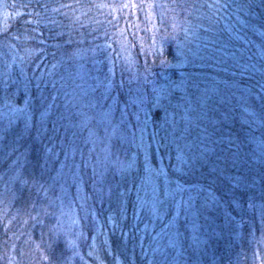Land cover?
Wrapping results in <instances>:
<instances>
[{
  "label": "rangeland",
  "instance_id": "obj_1",
  "mask_svg": "<svg viewBox=\"0 0 264 264\" xmlns=\"http://www.w3.org/2000/svg\"><path fill=\"white\" fill-rule=\"evenodd\" d=\"M230 1L251 5L239 11L230 9L227 22L222 20L216 26L224 30L226 24H231V32L206 33V17L213 10L208 13L205 7L201 8L197 24H203L204 28L192 35L191 27H186L189 34L183 33V42H180L183 43L184 52H180L183 62L165 63L167 69L181 68L192 60L200 66L196 73L183 67L176 80L168 76L161 80L154 72L142 78L139 69L130 65L124 75L120 74L119 81L112 84L104 80L98 82V79H93V84L83 81L82 91L73 97L75 107L81 108V117L79 124L73 122L71 128L81 126L87 133L81 154L93 164L95 187L108 195L109 186L114 191L111 198L106 196L105 218L98 221H109L111 228L119 227V235L123 237L115 264H187L190 259L198 260L200 264H264V181L260 179L264 169V0ZM11 17L7 1L0 0L1 60L12 57L7 55L25 46L20 38L13 41L5 33ZM209 36L215 43L205 47ZM163 37L166 38V33ZM74 53L77 60H81L85 50H74ZM125 54L124 51L127 64ZM20 56L24 57L21 53ZM28 60L32 62L27 57L23 62ZM36 62L33 70L42 64L41 59ZM56 65L66 67L62 61L54 62L48 70L52 78ZM225 66L230 69V74L226 73ZM87 70L81 64L74 82L82 77L88 79ZM161 73L167 74V71L162 69ZM189 86L197 90L194 111L183 106L187 94L173 95L175 89L182 92ZM132 88H140V95L131 96ZM114 89L119 95L112 100L110 93ZM123 91L127 98L130 97L129 102L121 95ZM97 94L101 95L100 99ZM154 98L160 99L158 106L152 103ZM168 99L180 103L182 113L184 108L186 114L194 112L200 117L194 124V136L186 144V151H180L181 156H178L179 178L169 175L163 159L159 166L153 164L148 155L150 147L145 144L148 132L144 126L149 121L153 126L164 122L159 119H163V111L158 113V110ZM18 116L11 118L16 120ZM12 146L0 145V264H82L78 257L82 258L89 249L86 252L75 250L79 237L86 241V238L82 240L83 233L74 231L79 221L75 205H60L63 209L61 218L58 212L51 225L56 235L50 231L46 237L43 233H34L37 226L41 227L38 218L42 212L38 203L32 202L33 205L28 206L26 201L21 204L17 200V194L31 188L32 182L28 170L19 168L20 164L14 166L7 159L12 154ZM139 152L144 156L140 157ZM233 154L243 158L237 167H232ZM129 166L133 174L144 168L139 181L145 183L138 186L133 202L130 201L131 190L118 186L119 178ZM214 166H219L223 172L213 173L219 179L209 180L208 174ZM241 172L246 179L237 185L233 178ZM161 173L165 177L164 184L158 180ZM5 185L9 189L7 194ZM213 199L218 203H209ZM44 205L52 206L45 202ZM25 207V211L31 210L28 226L23 225L25 220L18 222ZM65 223L74 225L72 235L77 236L71 235L70 228H64ZM84 223L88 225V220ZM14 225L19 231H15ZM20 225L25 227L21 229ZM63 230L67 231L66 235ZM59 239L66 247L62 256L57 255L61 253ZM71 247L75 250L72 253ZM98 257V264L101 261L114 264L101 258V250Z\"/></svg>",
  "mask_w": 264,
  "mask_h": 264
},
{
  "label": "trees",
  "instance_id": "obj_2",
  "mask_svg": "<svg viewBox=\"0 0 264 264\" xmlns=\"http://www.w3.org/2000/svg\"><path fill=\"white\" fill-rule=\"evenodd\" d=\"M6 1L12 17L5 33L11 40L20 38L25 43L20 50L7 55H13L12 57L0 59V145H13L12 154L7 159L14 166L20 164L19 168L28 170L32 182L31 188L24 187L23 199L21 200L17 194V200L21 204L26 201L28 206L30 203L33 205L32 202L39 204L42 214L38 220L41 227L37 226L33 232L43 233L44 237L49 231L56 235L51 225L58 212V217L61 218L60 213H63L61 212L63 209H60V205H75L79 221L74 231L84 234L82 240L86 238V241H81L79 237L80 241L75 250L77 252L82 249L86 252L89 249V252L80 259L78 257V260L82 264H98L100 260L98 254L101 250V258L115 264V259L119 257L118 253L121 251L119 247L123 237L119 235V227L111 228L108 226L109 221L102 223L98 221L105 218L106 196L109 195L95 187L97 182L92 174L93 164L81 154L82 143L87 133H84L81 126L71 128V124L78 123L81 117V108L75 107L73 97L80 92L83 81L93 84V79H98V82L104 80L112 84L113 81H119L120 74L124 75L130 65H135V69L136 67L139 69L142 78L154 72L161 80L163 76L173 80L179 79L180 70L183 71L185 66L167 69L165 63L183 62L180 56V52H184L183 43H180L183 42V33L189 34L186 28L188 26L193 31L201 15V12L192 9L186 11L185 6L193 3L206 5L213 1ZM233 1L237 3V0ZM239 1L247 3L245 0ZM227 2L232 3L230 0ZM205 8L208 13L212 11ZM188 13L190 16L187 17ZM164 33L166 38L163 37ZM74 50H85L81 60H77ZM124 51L128 59L127 64L123 58ZM20 53L24 57H21ZM169 55L172 57L169 58ZM25 57L32 62L29 60L23 62ZM40 59L42 64L39 63L38 69L33 70V64H37L36 61ZM61 61L66 67L58 68L56 65L51 73L54 75L52 78L48 74L50 66ZM80 63L87 67L88 79L82 77L81 80L74 82L75 75L79 73ZM187 64L185 70H192L193 73L200 67L199 63L192 60ZM225 68L226 73L230 74V69L226 66ZM162 69H165L167 74H162ZM196 91L193 86H189L182 92L179 88L175 89L173 95L181 97V94H187L188 99L183 106L194 111L197 105ZM118 92L116 89L112 90L110 98L117 99ZM132 92L131 96H138L141 93L140 88L138 90L132 88ZM125 94V91L121 93L129 102L130 97L127 98ZM97 95L100 99L101 95ZM166 101L164 105L161 104V110H158V113L163 111V119H159L164 122L159 126H153L152 121H149L144 126L148 132L145 144L150 147L148 155L153 164L159 166L163 159L172 177L178 172L180 151H186V144L194 136V124L200 117L194 112L186 114L184 108L182 113V106L173 99ZM13 115L19 116L14 120L11 118ZM139 153L140 157L144 156L142 152ZM131 171L133 169L129 166L128 171L119 178L118 186L131 190L130 201L133 202L138 186L145 183L139 181L144 174V168L136 174ZM177 176L181 177L180 174ZM194 176L195 174L192 177ZM34 177L39 179V184L33 182ZM164 178L161 173L158 179L160 184H164ZM172 181L176 183L174 178ZM101 197L103 204L100 203ZM44 202L52 206L46 207ZM25 210L26 207L18 222L25 220L22 223L28 226V215L31 210ZM85 219L88 220V225L84 223ZM29 226L31 228V225ZM73 226L65 223L64 228H70L72 235ZM24 227L20 225L21 229ZM14 228L16 232L19 231L17 225H14ZM62 233L66 235L67 231L63 230ZM59 249L62 253L66 251L61 242ZM75 250L71 247L70 253Z\"/></svg>",
  "mask_w": 264,
  "mask_h": 264
},
{
  "label": "snow or ice",
  "instance_id": "obj_3",
  "mask_svg": "<svg viewBox=\"0 0 264 264\" xmlns=\"http://www.w3.org/2000/svg\"><path fill=\"white\" fill-rule=\"evenodd\" d=\"M207 7L209 9H212L213 11L211 12L210 15H208L206 17L208 26L207 28H204L203 24H197L194 26V29L192 31V35H196L197 32L199 31V29L204 28V31L206 33H210V34H219L220 32L226 30L231 32L232 31V25L231 24H226V28L224 30H219L216 26L220 24V22L226 21L230 18V9L235 8L237 11L241 10L242 8H246V7H251V5H240V4H235V3H229L227 2V0H225V2H221V0H214V2L212 4H188L185 6V10L187 11L188 9H192L193 11H199V9ZM223 13V14H222ZM237 20H239V17L237 16ZM215 41L213 40L212 36H209V41L208 44L205 45V47H208L209 45L214 44ZM217 51H220L221 49H216ZM262 91H264V87H262ZM141 103L143 104V101H141ZM152 103L154 105H159L160 104V99L159 98H154V100L152 101ZM127 107V106H125ZM145 118H147V114L145 113ZM137 119H139V115H137ZM187 119H191V117H187ZM13 151H15V149H13ZM233 160H232V167H237V164L240 160H242V157H237L236 154H233ZM223 169L219 168V166H214L212 168V170L209 172L208 174V179L209 180H214V179H219V176H214L213 173H222ZM236 182L237 185H239V183L246 179V177H244L243 173L241 172V174L237 177L233 178ZM260 179L261 181H264V169L261 170L260 173ZM33 182L39 184V179L38 178H33ZM24 183H27V181H25ZM207 188L210 190L211 189V184L207 185ZM9 191L7 185H5V194H7ZM102 191V189H101ZM109 192V198H111V194H112V188L111 186H109L108 189ZM13 195L15 196L16 194L13 193ZM23 191L19 192V198L22 200L23 199ZM100 203L103 204V198H100ZM209 203L211 204H215L218 203L217 200L213 199L211 201H209ZM233 203H236V206L239 207V204L234 200ZM249 207H251V204H249ZM109 219H111V217L109 216ZM234 219V218H233ZM58 256H62V252L57 254ZM59 264H62V262H59ZM100 264H103V261L100 262ZM187 264H200V261L198 260H189L187 262Z\"/></svg>",
  "mask_w": 264,
  "mask_h": 264
}]
</instances>
